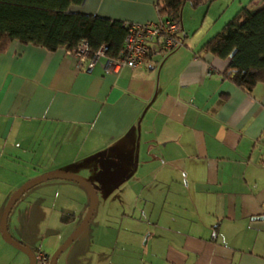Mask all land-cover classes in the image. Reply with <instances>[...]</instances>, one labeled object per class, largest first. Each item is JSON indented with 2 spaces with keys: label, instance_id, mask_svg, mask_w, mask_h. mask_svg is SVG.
Instances as JSON below:
<instances>
[{
  "label": "crops",
  "instance_id": "1",
  "mask_svg": "<svg viewBox=\"0 0 264 264\" xmlns=\"http://www.w3.org/2000/svg\"><path fill=\"white\" fill-rule=\"evenodd\" d=\"M249 1L186 4L182 47L115 74L103 57L86 72L63 50L12 43L0 53V212L29 180L65 172L139 209L163 264H264V83L247 94L221 80L225 61L200 52ZM155 2L76 9L144 24L158 20ZM1 235L0 264H14L20 256Z\"/></svg>",
  "mask_w": 264,
  "mask_h": 264
},
{
  "label": "trees",
  "instance_id": "2",
  "mask_svg": "<svg viewBox=\"0 0 264 264\" xmlns=\"http://www.w3.org/2000/svg\"><path fill=\"white\" fill-rule=\"evenodd\" d=\"M83 1L0 0V53L12 43L48 52H73L85 43L89 57L103 47L106 59L120 58L132 23L82 13L76 8ZM214 1L156 0L157 19L180 22L186 4L196 8ZM255 1L242 6L200 50L225 61L221 80L247 94L264 83V0ZM72 216L64 213L61 221L67 223Z\"/></svg>",
  "mask_w": 264,
  "mask_h": 264
},
{
  "label": "rangeland",
  "instance_id": "3",
  "mask_svg": "<svg viewBox=\"0 0 264 264\" xmlns=\"http://www.w3.org/2000/svg\"><path fill=\"white\" fill-rule=\"evenodd\" d=\"M44 186L45 189L41 190ZM116 201L118 193L117 196L113 192L99 193L98 196L96 193L92 219L86 229L59 255L56 264H138L141 261L136 257L141 249V245H137L139 243H142L145 252L143 264H163L160 253H164L165 248L159 244L158 252H154L151 242H145L147 231H152L153 225L141 222L146 221V218L140 216L139 209L125 208L124 203L118 207ZM17 202L8 215V233L11 235L14 232L20 238L30 239L31 248L23 245L34 254L39 250L50 260L80 226L88 211L89 195L84 187L75 182L53 179L32 187ZM7 203L0 212V226ZM149 212L154 218L158 214L157 211ZM64 213L73 215L67 223L61 221ZM123 213L133 217V221L124 220ZM14 250L20 256L18 264H29L24 252L16 248ZM17 260L14 264H17Z\"/></svg>",
  "mask_w": 264,
  "mask_h": 264
},
{
  "label": "built area",
  "instance_id": "4",
  "mask_svg": "<svg viewBox=\"0 0 264 264\" xmlns=\"http://www.w3.org/2000/svg\"><path fill=\"white\" fill-rule=\"evenodd\" d=\"M184 32L180 22L169 20L144 24H129L122 56L115 60L105 57V48H100L91 57L85 43H81L73 52L78 63L85 64L90 72L100 57L105 58V71L117 73L121 68H140L148 63L159 64L168 54L183 46ZM35 264H49V258L39 250L34 254Z\"/></svg>",
  "mask_w": 264,
  "mask_h": 264
},
{
  "label": "water",
  "instance_id": "5",
  "mask_svg": "<svg viewBox=\"0 0 264 264\" xmlns=\"http://www.w3.org/2000/svg\"><path fill=\"white\" fill-rule=\"evenodd\" d=\"M53 179H61V180H67V181H72L75 182L82 187L86 189L89 195V207L88 211L81 222L80 226L75 230V232L66 240V242L55 252V254L51 257L49 264H56L57 259L59 255L70 245L75 241V239L86 229L87 225L89 224L90 220L93 217L94 214V208L96 204V190L95 188L89 183L88 180L81 178L80 176L74 175V174H69V173H64V172H50L47 174H44L42 176H39L37 178H34L24 184L22 187H20L9 199L6 208L4 210L2 219H1V233L4 238V240L10 244L12 247L24 252L29 259V264H35V259H34V252L21 243L15 241L10 234L8 233L7 230V219L8 215L14 206V204L23 196L29 189L32 187L43 183L48 180H53Z\"/></svg>",
  "mask_w": 264,
  "mask_h": 264
}]
</instances>
